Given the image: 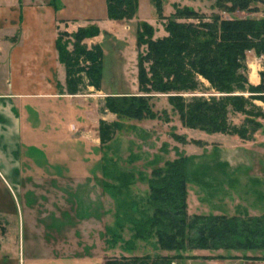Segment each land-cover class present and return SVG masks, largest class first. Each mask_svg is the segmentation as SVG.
Here are the masks:
<instances>
[{"label":"rangeland","instance_id":"374dc122","mask_svg":"<svg viewBox=\"0 0 264 264\" xmlns=\"http://www.w3.org/2000/svg\"><path fill=\"white\" fill-rule=\"evenodd\" d=\"M157 2L137 0L133 19L109 20L99 32L103 52L99 90L87 88L92 85L86 74L89 65L79 61L77 93L83 97L85 115L74 107L66 118L84 130L87 140L73 133L62 142L53 137L51 173L56 182L21 190L0 183V264H104L144 256L180 257L171 264H264V250L169 252L161 250L153 236L134 238L135 227L151 215L147 205L151 171L180 160L187 178L189 216H264V101L253 97L264 94L236 92L247 101L242 108L247 115L228 108L229 132L210 135L182 125L169 102L174 95H144L137 83L141 23L152 28L153 39H160L166 35L164 18L175 7L194 9L206 18L229 16L214 9L213 0H160L156 6ZM262 10L263 6L231 18L258 19ZM259 57L246 53L244 74L252 88L260 85L264 74ZM198 81L196 91L179 95L184 101L225 96L211 90L204 79ZM134 96L147 98L153 117L119 118L106 108L107 98ZM251 118L259 128L248 121ZM100 125L108 137L103 142ZM235 129L245 131L247 139L233 134ZM218 255L224 258H215Z\"/></svg>","mask_w":264,"mask_h":264},{"label":"trees","instance_id":"16d2710c","mask_svg":"<svg viewBox=\"0 0 264 264\" xmlns=\"http://www.w3.org/2000/svg\"><path fill=\"white\" fill-rule=\"evenodd\" d=\"M213 1L214 9L229 18L224 19L217 14L206 18L194 9L175 7V12L164 18V37L153 39L152 28L141 23L136 38L139 92L144 95H174L169 97V102L182 125L210 135L229 132L228 108L247 113L242 110L247 101L235 95L236 92L264 94V74L256 88L250 87L244 74L247 52L264 56V20L231 18L238 12H257L264 6V0ZM105 2L109 20L128 21L136 14L137 0ZM159 3L160 0L156 6ZM97 34L94 26L81 28L74 34H63L68 41L63 42L60 38L56 43L59 61L66 69V86L70 94L77 92L81 81L79 73L82 69L78 68L81 59L88 62L86 74L92 79L90 86L99 90L102 50L99 46L88 49L83 44L84 40ZM68 45H71V51L67 50ZM142 48L145 50L141 51ZM198 78L207 81L211 90L225 96L219 100L192 98L184 101L179 95L196 91L200 85ZM253 97L264 101L261 98L264 96ZM106 108L119 118L153 117L147 108V98L142 96L107 98ZM251 119L248 121L259 128L260 124ZM102 128L100 125L99 139L103 142L108 137ZM233 134L242 140L247 139L242 129L233 130ZM186 183L184 161L165 163L162 168L151 171L147 194L151 215L135 227L134 238L153 236L158 247L169 252L264 250V216H189L186 211ZM177 258L179 260L180 257L152 259L144 256L111 259L104 264H171ZM191 258L188 256L186 259Z\"/></svg>","mask_w":264,"mask_h":264},{"label":"crops","instance_id":"0c3cea01","mask_svg":"<svg viewBox=\"0 0 264 264\" xmlns=\"http://www.w3.org/2000/svg\"><path fill=\"white\" fill-rule=\"evenodd\" d=\"M108 21L105 0H0L1 184L51 186L53 137L62 142L73 133L87 140L83 129L67 122L69 108H81L77 113L84 117V101L78 90L68 91L56 43L68 41L63 34L94 26L98 34L83 44L101 49L99 32Z\"/></svg>","mask_w":264,"mask_h":264},{"label":"built area","instance_id":"2783aa9c","mask_svg":"<svg viewBox=\"0 0 264 264\" xmlns=\"http://www.w3.org/2000/svg\"><path fill=\"white\" fill-rule=\"evenodd\" d=\"M258 19H263L264 20V6H263V10L259 12ZM263 61H264V56H260L259 57V62L261 63Z\"/></svg>","mask_w":264,"mask_h":264}]
</instances>
